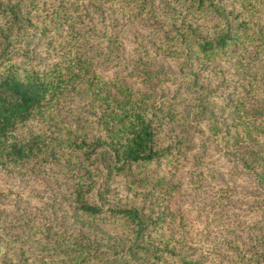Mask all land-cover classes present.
<instances>
[{"label": "trees", "instance_id": "1", "mask_svg": "<svg viewBox=\"0 0 264 264\" xmlns=\"http://www.w3.org/2000/svg\"><path fill=\"white\" fill-rule=\"evenodd\" d=\"M115 1L127 10L121 16L155 20L153 53L176 61L183 98L154 96L163 70L148 45L134 55L132 68L144 72L145 85L99 77L93 65L97 45L82 42L97 29L83 0H0V171L62 179L64 194H55L59 201L48 208L68 200L79 222L65 225L63 215L42 210L47 203L30 211L10 189L0 190V264H264V102L234 107L244 119L233 130L223 127L207 102L219 86L201 77L216 67L249 69L264 58V0H168L157 9L147 0H114L99 15L103 20H114L108 9L115 11ZM100 37L108 40L106 60L118 64L116 34ZM75 100L84 112L67 121L65 114L77 112L68 103ZM181 102L211 135L233 140L231 151L242 159L254 190L249 200L239 195L235 215L216 222L232 225L230 233L222 235L216 226L215 237L209 224L203 226L207 249L185 230L179 200L167 197L176 187L166 174L131 180L148 189L145 196L154 199L148 204L146 197L138 204L103 200L111 178L165 159L171 163L175 147H189L184 139L165 144L159 137L162 126L180 124ZM225 195L220 202L227 205ZM9 199L17 205L10 207ZM190 238L197 243H188Z\"/></svg>", "mask_w": 264, "mask_h": 264}, {"label": "rangeland", "instance_id": "2", "mask_svg": "<svg viewBox=\"0 0 264 264\" xmlns=\"http://www.w3.org/2000/svg\"><path fill=\"white\" fill-rule=\"evenodd\" d=\"M113 1L83 0L81 4L84 12L92 13V21L97 28L96 33H101L100 35L116 34L117 38L115 37V39L122 48V59L119 60L118 64L112 63L106 60L103 54L108 40L101 38L100 35L94 32L88 34V36L85 34L86 38H82V42H85L88 46L91 43L96 44L99 51L93 63L96 73L103 79L118 77L122 81L133 84L134 87H141V83L145 85L143 82L144 72L141 69L134 72L132 68L136 58L134 55L141 52V49L148 45L146 49L153 55L156 65H159L163 70L160 80L153 85L154 96L159 97V95L164 94L168 98L180 95L183 98L185 84L181 73L178 72V64L170 57H161L158 53H153V51L158 52L156 49L157 43L150 36V30L154 29L156 25L155 20L150 17L121 16V13L127 10L120 7L117 1L114 5H111L115 11L108 9L109 13L115 16L114 20H103L99 15L103 12L107 14L106 7H108V3ZM147 2L155 5L157 9L161 4L166 5L168 0H147ZM162 10L160 9V11ZM38 52H40V56H45L41 48L38 49ZM260 60V62L254 60L250 64V70H238L231 67L225 69V71H220V68L216 67L214 71H203L201 73L202 79H208L211 83H216L219 86L215 91L205 93L209 95L207 102H211V108L208 107L212 111L213 120L218 121L219 124H222L221 126H228L233 130L235 129L233 128L234 125L238 123V119H244V116L239 117L236 112H233L234 107L241 106V103L246 106H255L256 103L264 102V58ZM52 61L55 60H45L47 63ZM249 73L250 75H248ZM168 74L171 75V79L167 78ZM253 77H255V81H252ZM251 85L252 90H249ZM68 103L74 105V108L77 107V112L71 115L65 114L64 118L67 121L79 119L80 112H84L81 101L75 100ZM176 106L180 110L178 120L180 124L175 125L173 123L170 126H162L159 137L161 143L165 144H173L176 139H184L186 143H189V147H175L173 150L175 160L171 163L165 159L160 165L158 163L142 165L140 168H134L133 172L127 176L111 178L107 184L109 191L104 192L103 200L108 204H121L124 202L131 204L134 201L138 204L146 197L147 199L143 200V203L148 204L154 200L150 195L145 196L148 189H143L145 185L142 182L140 187L136 188L131 180H143L147 177L153 179L166 174V181H170L176 187L173 193L167 197H176V200H179L181 209L185 214L182 220L187 222L185 230L189 235H192L195 241H203L205 245L203 244L202 247L207 249L209 243L206 242V234L202 231L203 226L209 224L207 226L215 237L216 234H220L218 232L215 234L218 229H220L222 235L230 233L233 230L232 225L219 227L216 222L229 220L232 215H235L237 206L240 205L238 202L241 199L239 195L243 199L249 200L252 198L254 190L250 187V174L245 171L242 159L231 151L233 140L227 141L220 135H211L208 124L202 120H197L194 113L186 114L187 111L184 109L182 102ZM70 112H75V110ZM39 125L31 126V129H35ZM262 146L264 147V142ZM61 180L57 181L53 177H43L36 173H27L21 176L18 173L0 171V190L10 189L13 197L19 196L21 198L20 204L27 203V209H30V211L37 212L38 206L40 208L42 203H47V207H43L42 210L48 212L51 210L52 212L53 210L48 208V204L54 200L59 201V199H55V194L59 195L60 193L61 197L64 194L65 183ZM151 181L149 180V182ZM225 189H228V191H225ZM224 193L225 196H230V202L227 205L220 202ZM233 195L236 197L233 198ZM10 201L11 199L8 200V203ZM10 205V207H13L17 204L10 203ZM54 208L53 212L59 218L62 215L66 218V221H63L65 225L78 226L79 222L74 219L70 201L59 202V205ZM44 214L43 212L41 216ZM223 215L228 216L223 217ZM230 236H233V234H230ZM188 241V243H197L191 238ZM205 253L209 256L208 251H205Z\"/></svg>", "mask_w": 264, "mask_h": 264}]
</instances>
